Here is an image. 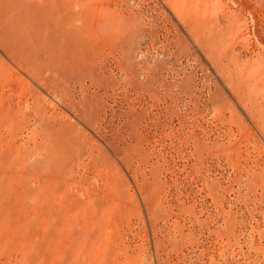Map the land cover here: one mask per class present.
<instances>
[{"label": "rangeland", "instance_id": "rangeland-1", "mask_svg": "<svg viewBox=\"0 0 264 264\" xmlns=\"http://www.w3.org/2000/svg\"><path fill=\"white\" fill-rule=\"evenodd\" d=\"M0 264H264V0H0Z\"/></svg>", "mask_w": 264, "mask_h": 264}]
</instances>
